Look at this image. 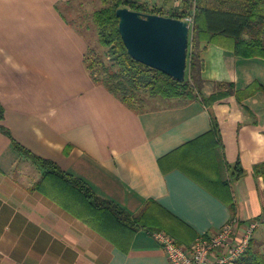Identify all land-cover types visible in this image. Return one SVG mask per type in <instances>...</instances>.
I'll use <instances>...</instances> for the list:
<instances>
[{
	"label": "crops",
	"instance_id": "0c3cea01",
	"mask_svg": "<svg viewBox=\"0 0 264 264\" xmlns=\"http://www.w3.org/2000/svg\"><path fill=\"white\" fill-rule=\"evenodd\" d=\"M72 1L0 0V125L100 196L130 213L145 212L179 244L235 218L238 228L256 222L251 239L264 254V177L254 172L264 162V92L242 102L235 94L203 99L221 82L237 89L254 80L264 85V58H243L229 43L201 40L203 96L159 105L142 98L134 109L90 76L88 39L61 14ZM212 117L220 129L216 165L229 183V201L186 171L187 158L183 165L177 150L208 132ZM235 165L244 170L240 176ZM40 175L0 131V264L168 263L155 232L139 229L124 249L31 191Z\"/></svg>",
	"mask_w": 264,
	"mask_h": 264
},
{
	"label": "trees",
	"instance_id": "16d2710c",
	"mask_svg": "<svg viewBox=\"0 0 264 264\" xmlns=\"http://www.w3.org/2000/svg\"><path fill=\"white\" fill-rule=\"evenodd\" d=\"M101 2L103 5L92 13L91 20L96 26L99 43L108 48L106 54L109 58L106 61L91 56L89 60L86 52L85 66L96 84L104 85L134 109L138 106L143 91L164 97L188 96L193 99L198 95L203 96L200 92L203 84L199 48L201 40L229 43L232 52L243 58H264V0H185L182 11L175 9L169 14L162 12L160 8L147 7L141 0ZM122 6L141 13L166 14L175 18L193 15L183 81L175 80L172 76L135 60L127 52L119 33V19L116 15V9ZM61 14L70 24L78 27L65 12L62 11ZM220 86L211 95L203 96L204 101L211 103L222 96L235 94L242 102L259 91L264 92V85L257 80L242 89H237L233 82H221ZM194 88L195 94L191 93ZM3 117L4 109L0 105V120ZM0 131L10 137L15 150L29 158L41 171L40 177L28 187L31 191L41 192L57 202L117 245L127 249L141 228L152 234L163 229V225L154 219L151 221L145 212L130 213L112 199L100 196L84 179L62 169L54 160L37 155L21 145L7 127L0 125ZM219 135L218 122L212 117V127L208 132L198 137L196 143L193 144V140L188 147L181 146L177 150L183 158V165L184 156L187 158L186 171L206 188L217 195L223 194L222 197L229 201L233 198L229 183L220 178L214 154V148L221 142ZM174 153L175 151L171 152L169 156L176 155ZM234 167L235 174L240 176L244 170L237 165ZM254 172L264 177V162L256 164ZM233 206L232 202L231 207ZM235 264H264V254L251 239L248 250Z\"/></svg>",
	"mask_w": 264,
	"mask_h": 264
},
{
	"label": "water",
	"instance_id": "95a60500",
	"mask_svg": "<svg viewBox=\"0 0 264 264\" xmlns=\"http://www.w3.org/2000/svg\"><path fill=\"white\" fill-rule=\"evenodd\" d=\"M118 29L127 52L137 61L175 80L185 79L190 24L187 20L118 7Z\"/></svg>",
	"mask_w": 264,
	"mask_h": 264
},
{
	"label": "built area",
	"instance_id": "2783aa9c",
	"mask_svg": "<svg viewBox=\"0 0 264 264\" xmlns=\"http://www.w3.org/2000/svg\"><path fill=\"white\" fill-rule=\"evenodd\" d=\"M182 19V18H181ZM193 24V15L183 18ZM255 221H249L242 227L235 218L217 230L196 237L193 243L178 244L165 232H155L154 237L162 247L167 264H235L248 250Z\"/></svg>",
	"mask_w": 264,
	"mask_h": 264
},
{
	"label": "rangeland",
	"instance_id": "374dc122",
	"mask_svg": "<svg viewBox=\"0 0 264 264\" xmlns=\"http://www.w3.org/2000/svg\"><path fill=\"white\" fill-rule=\"evenodd\" d=\"M141 1L146 3L147 7H154V9L160 8L162 12L169 14L171 11L172 12L175 11V9H179V11H182L183 2L185 0H141ZM102 5L103 4L101 0H73L72 2H70V5L68 7L66 6L64 8V12L68 16V18L72 19L75 22V24L78 25V28L85 33L88 39L89 49L86 52L88 53L87 55H89V60L91 59V56L95 57L98 60L104 59L106 61L109 58L108 55L106 54L108 48L102 45L101 43H99L96 26L92 23L91 20L92 13ZM195 92L196 89L194 88V90H192L191 93L195 94ZM150 96L152 97L155 96V98L151 99L152 97ZM142 98L146 100L148 99L149 100L148 104L150 105H152L153 103L159 105V104H163L164 102L169 103V101L189 99L188 96L164 97L157 94L153 95L146 91L141 92V96L139 99L141 100ZM141 104H142V100L141 101L138 100V105ZM157 232H161V231H157Z\"/></svg>",
	"mask_w": 264,
	"mask_h": 264
}]
</instances>
